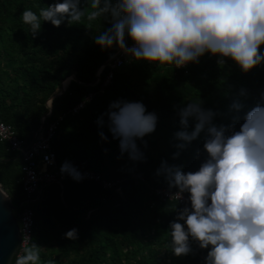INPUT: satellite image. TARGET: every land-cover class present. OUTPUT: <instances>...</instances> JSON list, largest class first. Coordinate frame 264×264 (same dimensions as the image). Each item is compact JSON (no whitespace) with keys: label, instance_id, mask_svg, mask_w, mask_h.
<instances>
[{"label":"trees","instance_id":"16d2710c","mask_svg":"<svg viewBox=\"0 0 264 264\" xmlns=\"http://www.w3.org/2000/svg\"><path fill=\"white\" fill-rule=\"evenodd\" d=\"M51 2L0 0V120L30 142L41 126L44 130L48 122L62 115L51 141L55 169L61 173L62 163L68 161L75 169H90L110 181H120L104 188L95 181H76L63 173L62 187L58 183L42 186L37 200L30 204L34 222L28 244L39 245L40 264L49 259L56 264H203L207 250L195 243L194 255L176 257L165 249L171 239L168 225L175 218L176 202H162L152 193L155 187L167 186L164 178L155 174L161 161L178 165L183 171H195L203 158L196 156L203 134L183 149L176 147L180 142L174 133L181 126L175 106L200 98L203 107L220 114L217 123H227L229 105L239 87L253 93L264 87V64L242 73L231 60L218 65L217 57L208 54L200 57L198 64L183 69L130 59L113 69L110 82L103 86L111 70L104 63L119 49L115 45L102 49L93 37L111 27L110 23L102 19L89 24L84 20L54 27L42 22L40 33L33 38L21 14L26 9L38 14L39 7ZM89 3L82 0V7ZM126 43L131 45L132 41L126 37ZM70 76L74 79L55 95ZM117 100L140 101L146 111L158 117L155 130L136 141L143 160L133 161L127 153H120L106 115L103 125L97 123L109 104ZM81 101L83 107L71 113ZM243 103L250 107L254 99ZM191 127L190 122L189 131ZM100 132L106 140L101 139ZM0 157L7 159L0 162V184L11 202L18 205L24 197L21 159L4 142H0ZM116 186L121 187V193ZM20 209L14 210L17 220ZM72 228L78 230L75 241L64 236Z\"/></svg>","mask_w":264,"mask_h":264},{"label":"clouds","instance_id":"9594fccd","mask_svg":"<svg viewBox=\"0 0 264 264\" xmlns=\"http://www.w3.org/2000/svg\"><path fill=\"white\" fill-rule=\"evenodd\" d=\"M21 18L33 38L42 22L59 27L106 20L111 27L94 35V42L102 49L115 45L132 61L182 68L208 54L217 57L218 65L231 60L242 73L264 64V0H90L88 7H82V0H53L39 7L38 14L24 10ZM249 98L254 103L245 108L243 100ZM52 103L53 97L49 111ZM175 110L181 126L174 133L180 142L176 147L183 149L203 134L196 152L203 158L195 171L167 161L156 170L169 190L176 189L169 194L176 201L175 218L168 225L171 239L165 249L176 257L194 255L195 243L207 250L203 264H264V87L255 93L239 87L227 123H217L220 114L203 107L200 98ZM105 115L120 153L143 160L136 141L155 130V112L146 111L140 101L117 100L98 117V125L104 124ZM99 135L107 139L103 132ZM60 171L83 179L68 161ZM185 193L187 203L178 207ZM64 236L75 241L78 230L69 229ZM40 252L39 245L26 242L14 264H40ZM46 264L56 262L49 259Z\"/></svg>","mask_w":264,"mask_h":264},{"label":"built area","instance_id":"2783aa9c","mask_svg":"<svg viewBox=\"0 0 264 264\" xmlns=\"http://www.w3.org/2000/svg\"><path fill=\"white\" fill-rule=\"evenodd\" d=\"M131 46V45H129ZM130 60V57L124 55L120 50H118L112 57L108 65L111 70L108 72L103 86L107 85L112 78L113 69L121 67L125 62ZM189 63L187 66H189ZM182 67L179 69H183ZM92 96V93L87 96L89 100ZM84 105V101L76 104L72 109L71 113L78 112ZM62 119V115L59 116L56 120L50 121L46 124L44 130L43 127L34 134L33 139L30 142H25L23 139L18 137L15 130L10 124H7L0 120V142H4L8 147L17 152L18 157L21 159V172H22V190H23V199L20 201V210L18 213V224L20 230V245L15 254H22V249L25 246V243H29L32 235L33 228V210L30 207V204L37 200L42 186L49 183H58L62 187V180H64L65 175L59 173L55 169V152L51 146V141L55 136V131L59 121ZM8 137V139H5ZM47 157V159H46ZM76 170L83 175V179L87 181H95L99 183L104 188H111L115 186L116 181H110L104 178L101 174L94 172L90 169H80ZM132 176H137L142 179V175L132 174ZM115 190L118 193H121V187L116 186ZM176 189L169 190L167 186L155 187L152 189V193L160 201H175L174 199H169L170 192H175ZM176 202V201H175ZM180 206H185L187 203V193L184 194V199L177 202ZM15 256L14 260L15 261Z\"/></svg>","mask_w":264,"mask_h":264},{"label":"water","instance_id":"95a60500","mask_svg":"<svg viewBox=\"0 0 264 264\" xmlns=\"http://www.w3.org/2000/svg\"><path fill=\"white\" fill-rule=\"evenodd\" d=\"M110 60L111 58L104 65H108ZM101 68L97 71V75ZM70 79H74V76H70L64 80L60 92L55 95H60L64 91L65 85ZM52 97L49 98L48 103ZM6 161L7 159L0 157V162ZM20 203L18 205L13 204L0 184V264H13L14 256L20 245L21 235L19 224L14 214V210L20 207Z\"/></svg>","mask_w":264,"mask_h":264}]
</instances>
